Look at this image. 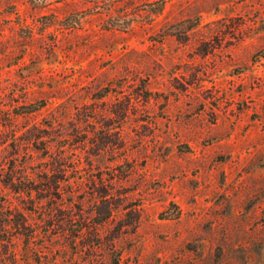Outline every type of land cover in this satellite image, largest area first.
<instances>
[{"label": "rangeland", "instance_id": "rangeland-1", "mask_svg": "<svg viewBox=\"0 0 264 264\" xmlns=\"http://www.w3.org/2000/svg\"><path fill=\"white\" fill-rule=\"evenodd\" d=\"M0 264H264V0H0Z\"/></svg>", "mask_w": 264, "mask_h": 264}]
</instances>
